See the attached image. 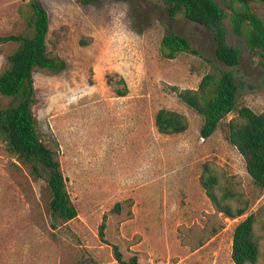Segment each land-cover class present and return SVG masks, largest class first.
Returning <instances> with one entry per match:
<instances>
[{"label": "rangeland", "instance_id": "1", "mask_svg": "<svg viewBox=\"0 0 264 264\" xmlns=\"http://www.w3.org/2000/svg\"><path fill=\"white\" fill-rule=\"evenodd\" d=\"M27 1L0 0V71L17 47L2 37L25 31L20 9ZM40 1L50 16L49 50L68 67L55 74L34 71L33 108L40 138L57 151L78 215L58 220L45 178L0 137V264H120L115 244L125 259L136 254L142 264H235L234 230L249 214L257 218V264H264V189L228 138L238 110L203 138L204 118L178 97L219 67L239 83L237 107L263 112L259 54L226 23L228 43L241 48L242 57L236 67L225 65L216 57L211 29L182 14L171 18L156 0ZM252 6L264 20V0ZM168 32L187 37L197 53L165 57L161 40ZM116 74L125 83L111 85L108 75ZM124 85L128 95L117 96L114 87ZM7 103L0 97V106ZM161 108L183 113L189 128L159 132L155 114ZM206 166L219 179L218 195L237 193L249 203L246 214L231 218L216 208L201 182Z\"/></svg>", "mask_w": 264, "mask_h": 264}, {"label": "trees", "instance_id": "2", "mask_svg": "<svg viewBox=\"0 0 264 264\" xmlns=\"http://www.w3.org/2000/svg\"><path fill=\"white\" fill-rule=\"evenodd\" d=\"M80 1L90 4L98 0ZM156 1L171 18L182 14L211 29L217 43L216 57L225 65L236 67L242 57L241 48L228 43L226 23L234 34L245 39L250 50L259 54L264 62V20L252 6L258 0H224V6L218 0ZM20 11L26 24L25 31L2 37L3 41L16 42L17 47L9 54L7 67L0 71V97L8 99L6 105L0 106V137L22 163L32 167L36 177L45 178L51 193L53 215L62 222H68L78 215V211L67 189L57 151L39 136L33 108L36 102L34 71L45 69L50 73H60L68 67V63L49 50L50 16L41 1L28 0ZM161 51L171 59L182 52L197 53L190 40L176 32H168L163 36ZM117 76L108 75V82L111 85L125 83L122 77L117 80ZM114 90L117 96H126L129 92L127 85L123 89L114 87ZM238 93L239 83L234 73L215 67L202 77L197 88L181 89L178 97L204 118L200 131L203 138L210 137L223 118L238 110V117L229 123L228 138L244 157L254 183L264 189V111L258 113L248 106L238 108ZM155 125L163 134H179L189 128V121L179 111L161 108L155 114ZM201 182L219 211L231 218L247 213L249 203L244 202L237 193L228 190L221 197L218 195L219 179L207 166ZM234 199L242 204L235 209L227 203V200ZM118 207L119 204L114 210H118ZM105 218L100 225L103 240ZM256 222V216L249 214L236 225L231 252L235 264L258 263L260 243L255 232ZM113 255L120 264H142L136 254L125 259L117 244L113 245Z\"/></svg>", "mask_w": 264, "mask_h": 264}, {"label": "crops", "instance_id": "3", "mask_svg": "<svg viewBox=\"0 0 264 264\" xmlns=\"http://www.w3.org/2000/svg\"><path fill=\"white\" fill-rule=\"evenodd\" d=\"M120 97H123V96H120Z\"/></svg>", "mask_w": 264, "mask_h": 264}, {"label": "water", "instance_id": "4", "mask_svg": "<svg viewBox=\"0 0 264 264\" xmlns=\"http://www.w3.org/2000/svg\"><path fill=\"white\" fill-rule=\"evenodd\" d=\"M90 264H92V263H90Z\"/></svg>", "mask_w": 264, "mask_h": 264}]
</instances>
